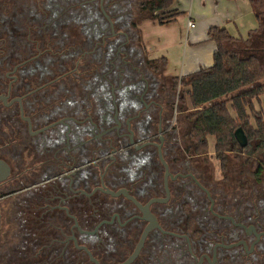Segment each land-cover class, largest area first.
<instances>
[{
	"label": "flooded vegetation",
	"instance_id": "1",
	"mask_svg": "<svg viewBox=\"0 0 264 264\" xmlns=\"http://www.w3.org/2000/svg\"><path fill=\"white\" fill-rule=\"evenodd\" d=\"M108 2L0 0V264H264V138L217 173Z\"/></svg>",
	"mask_w": 264,
	"mask_h": 264
},
{
	"label": "trees",
	"instance_id": "2",
	"mask_svg": "<svg viewBox=\"0 0 264 264\" xmlns=\"http://www.w3.org/2000/svg\"><path fill=\"white\" fill-rule=\"evenodd\" d=\"M248 1L258 27L244 40L231 36L225 28L211 27L207 33L215 44L212 65L179 79L181 93L178 102L186 111L189 122L186 136L198 154L207 152L209 139H212L214 157L222 165L229 152L241 148L234 139L237 128H241L248 139L252 136L264 138L261 123L257 132L251 131L249 125L251 114L256 121L264 119L255 110V104L264 105V65L255 55H242L251 45L252 37L261 30L264 0ZM172 3L173 0H152L142 4L140 9L150 14L147 20L163 25L172 22L178 14L164 12L168 15L158 18L154 13L168 10ZM127 24L136 31V24ZM151 65L157 72L164 71L166 61L164 58L152 60ZM263 145L264 142L260 143ZM241 149L245 151L247 146Z\"/></svg>",
	"mask_w": 264,
	"mask_h": 264
},
{
	"label": "crops",
	"instance_id": "3",
	"mask_svg": "<svg viewBox=\"0 0 264 264\" xmlns=\"http://www.w3.org/2000/svg\"><path fill=\"white\" fill-rule=\"evenodd\" d=\"M169 11L177 13L178 15L176 17L182 16V18L177 23L178 26L180 25L181 27H177L178 29L176 28L173 34H168L170 39L169 42L167 41L166 46H169V44L174 42L179 32H184L185 57L183 60V69L187 74L212 65V55L215 51V44L210 40L207 33L211 27L225 28L230 34L231 29H228L232 26L229 24L230 22L233 23L232 30L239 33L238 25H236L235 22L240 21L242 22L241 26L246 24V27L243 30H246L248 33H246L247 37L258 27V22L248 0H173L171 7L162 12L166 13ZM247 17L248 19L245 22L244 20ZM189 21L193 23L194 27H187ZM173 22L174 21L162 26L167 28ZM151 24L159 26V24L153 21ZM145 38L146 37L143 35V39ZM144 43L147 52L152 50L149 41H146L145 39ZM188 50L189 57L187 61L186 54L188 53ZM160 58L164 57H158L155 59Z\"/></svg>",
	"mask_w": 264,
	"mask_h": 264
},
{
	"label": "rangeland",
	"instance_id": "4",
	"mask_svg": "<svg viewBox=\"0 0 264 264\" xmlns=\"http://www.w3.org/2000/svg\"><path fill=\"white\" fill-rule=\"evenodd\" d=\"M108 0H106L107 2ZM152 0H109V6L108 11L112 15H116L118 17H122L123 15L126 17V20L129 19V14L134 18V23L139 28L138 32L141 34V39L139 40L140 44H144V53L145 55H149L150 59L157 60L155 58L158 57H164V60L166 61V66L164 70V74L170 75L173 77V81L175 80L177 84L174 85V91H173V102L176 105L175 111H173V117L175 118V124L178 125L180 132L183 131L186 132L188 130V121L186 120V111L183 107H181V104L178 102L180 98V85H179V79L181 76H184L187 74V72L183 69V60H184V32H179L177 35V38L174 40L173 43L169 44V46H166L167 41L169 42L171 34L176 30L178 26V21L182 18V16L175 17L172 21H174L172 24H170L167 28L163 27L166 24L157 25L154 26L151 24L152 21L147 20L150 19V14L147 12V10H141V5L149 2ZM83 2V1H81ZM120 9H123V13ZM141 10V11H140ZM120 11V12H119ZM254 13V12H253ZM123 14V15H122ZM154 15L158 18H165L167 15L164 13L155 12ZM255 15V14H254ZM136 16V17H135ZM131 17V18H132ZM248 17L245 18V22L247 21ZM240 21L235 22L236 25H238L239 33L233 31V23H230L232 26L228 29H231L230 35L235 36L236 38H242L246 39L247 32L246 30H243L246 26H241ZM131 26V25H129ZM181 27V26H180ZM129 30H133L132 28L128 27ZM178 29V28H177ZM181 29V28H180ZM180 31V30H179ZM137 32V35H139ZM178 33V30H177ZM247 33V34H246ZM169 34V35H168ZM143 35L146 37V41H149L150 47L152 50L148 51L145 48V39H143ZM132 36V34H130ZM173 38V37H172ZM188 46V45H187ZM242 55H248L246 52H242ZM189 57V50L186 54V60L188 61ZM169 77V76H167ZM174 83V82H173ZM262 108H264V105L255 104V110L258 114L261 113ZM180 110H182L180 112ZM213 140L209 139V147L207 149V152L205 153L207 158L211 159V165L218 173L219 169V163L214 157L213 152Z\"/></svg>",
	"mask_w": 264,
	"mask_h": 264
},
{
	"label": "water",
	"instance_id": "5",
	"mask_svg": "<svg viewBox=\"0 0 264 264\" xmlns=\"http://www.w3.org/2000/svg\"><path fill=\"white\" fill-rule=\"evenodd\" d=\"M234 139L241 148L245 147L247 144L246 136L241 128H237L234 131Z\"/></svg>",
	"mask_w": 264,
	"mask_h": 264
},
{
	"label": "built area",
	"instance_id": "6",
	"mask_svg": "<svg viewBox=\"0 0 264 264\" xmlns=\"http://www.w3.org/2000/svg\"><path fill=\"white\" fill-rule=\"evenodd\" d=\"M187 27H188V28H192V27H194V25H193L192 22L189 21L188 24H187Z\"/></svg>",
	"mask_w": 264,
	"mask_h": 264
}]
</instances>
